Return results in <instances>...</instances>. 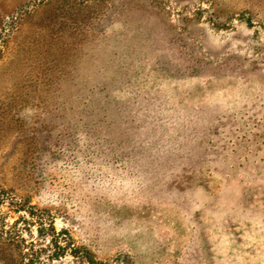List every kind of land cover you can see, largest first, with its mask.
<instances>
[{
	"label": "rangeland",
	"instance_id": "374dc122",
	"mask_svg": "<svg viewBox=\"0 0 264 264\" xmlns=\"http://www.w3.org/2000/svg\"><path fill=\"white\" fill-rule=\"evenodd\" d=\"M0 264H264V0H0Z\"/></svg>",
	"mask_w": 264,
	"mask_h": 264
}]
</instances>
